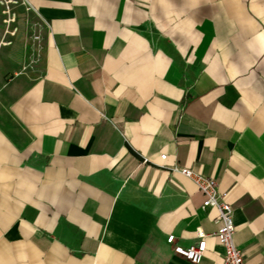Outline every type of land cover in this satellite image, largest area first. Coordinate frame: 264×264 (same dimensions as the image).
I'll use <instances>...</instances> for the list:
<instances>
[{"label":"crops","instance_id":"obj_1","mask_svg":"<svg viewBox=\"0 0 264 264\" xmlns=\"http://www.w3.org/2000/svg\"><path fill=\"white\" fill-rule=\"evenodd\" d=\"M24 1L31 70L0 18V264H221L216 210L172 163L216 179L260 264L264 0ZM197 230V263L165 240Z\"/></svg>","mask_w":264,"mask_h":264},{"label":"built area","instance_id":"obj_2","mask_svg":"<svg viewBox=\"0 0 264 264\" xmlns=\"http://www.w3.org/2000/svg\"><path fill=\"white\" fill-rule=\"evenodd\" d=\"M20 3L26 10H29V6L24 0H20ZM7 8V7H6ZM7 16L2 21L6 24L5 32L12 35L15 32V27L7 29L9 22L13 20V17ZM160 158H164L165 153H160ZM170 170H175L192 180L195 186L200 190L203 197L200 203L202 208L214 207L216 215L214 220L218 222V225L214 231V235L217 238L219 245L222 247V260L221 264H245L241 250L233 242L234 223L232 221V208L230 203L226 200V191L219 190L217 188L216 179L210 175L200 173L190 167L178 163H172L168 165ZM202 231H196L197 239L187 245H181L174 242V235L168 233L165 237L166 242L171 243L172 251L181 255L185 259L192 263H197L202 256L205 239ZM264 256V250H263ZM264 264V260L260 263Z\"/></svg>","mask_w":264,"mask_h":264},{"label":"rangeland","instance_id":"obj_3","mask_svg":"<svg viewBox=\"0 0 264 264\" xmlns=\"http://www.w3.org/2000/svg\"><path fill=\"white\" fill-rule=\"evenodd\" d=\"M7 7V8H6ZM13 17V20L9 22L7 29L15 27V34L20 30L24 36V56L22 60V66L20 71L25 72L31 70L32 66L37 63L40 55L41 37L43 32L42 24L37 20L36 16L29 10H26L20 3V0H0V18L1 21L7 16ZM4 26L6 24L2 21ZM16 36L15 40L18 39Z\"/></svg>","mask_w":264,"mask_h":264}]
</instances>
